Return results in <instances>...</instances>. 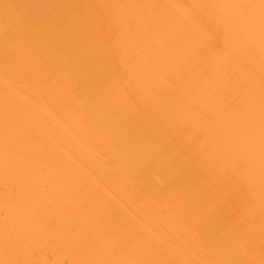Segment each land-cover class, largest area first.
<instances>
[{
    "label": "bare ground",
    "instance_id": "bare-ground-1",
    "mask_svg": "<svg viewBox=\"0 0 264 264\" xmlns=\"http://www.w3.org/2000/svg\"><path fill=\"white\" fill-rule=\"evenodd\" d=\"M0 264H264V0H0Z\"/></svg>",
    "mask_w": 264,
    "mask_h": 264
},
{
    "label": "rangeland",
    "instance_id": "rangeland-1",
    "mask_svg": "<svg viewBox=\"0 0 264 264\" xmlns=\"http://www.w3.org/2000/svg\"><path fill=\"white\" fill-rule=\"evenodd\" d=\"M35 12H38V11L36 10ZM42 12H43V11H42ZM40 13H41V11L39 10V15H40ZM45 14H46V15H45ZM39 15H37V16H38V19H37V18H36V19L39 20L40 23H43V22H44V24H45L46 21L51 20V19H50L51 17L48 16V15H50V14L47 15V13H44V15H41V16H40L41 18H39ZM48 18H49V19H48ZM47 19H48V20H47ZM36 23H38V22L35 21V22L33 23V25H32V28H33V29L37 28L38 25H36ZM40 23H38V24H40ZM44 24H42V25H44ZM35 25H36V27H35ZM39 26H41V24H40ZM38 28H39V27H38ZM56 31H57V30H56ZM56 31H55V34L57 35V37L59 36V37H58L59 39H61V37L63 38V36L65 37L67 34H69V32H68L67 30H66V31H67L68 33L65 32V31H64L65 33L62 32L63 30H60V31L58 30V31H59L58 33H59V34H57ZM60 32H61L62 34L64 33L65 35H64V34H63V35L60 34ZM66 33H67V34H66ZM61 35H62V36H61ZM67 36H68V35H67ZM66 39H67V38H66ZM138 130H140V129H138ZM205 196H206V197H205ZM205 196H204V199L207 198V195H205Z\"/></svg>",
    "mask_w": 264,
    "mask_h": 264
}]
</instances>
